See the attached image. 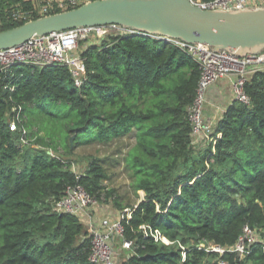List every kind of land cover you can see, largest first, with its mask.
<instances>
[{
	"label": "trees",
	"instance_id": "16d2710c",
	"mask_svg": "<svg viewBox=\"0 0 264 264\" xmlns=\"http://www.w3.org/2000/svg\"><path fill=\"white\" fill-rule=\"evenodd\" d=\"M31 5L0 0V31L23 24L8 17ZM80 49V86L67 65L0 64V264H96L88 226L78 215L55 211L54 204L68 187L81 184L97 201L113 198L122 212L126 206L104 183L101 159L92 157L78 177L72 153L92 140L132 133L136 143L127 160L145 197L123 220L132 246L119 264H264L259 242L240 261L233 253L221 257L201 248L234 246L246 225L264 238V70L248 77L250 103L233 99L212 140L195 144L189 108L201 71L186 49L113 32L81 40ZM48 102L64 115V140L28 116L30 107ZM18 113L25 135L10 128ZM155 229L172 244L156 242Z\"/></svg>",
	"mask_w": 264,
	"mask_h": 264
},
{
	"label": "built area",
	"instance_id": "2783aa9c",
	"mask_svg": "<svg viewBox=\"0 0 264 264\" xmlns=\"http://www.w3.org/2000/svg\"><path fill=\"white\" fill-rule=\"evenodd\" d=\"M91 0H26L32 5L28 8H20L11 11L9 20L16 22H26L35 18V15L42 17L57 11H66L77 8ZM204 9H232V8H257L264 5V0H212L203 2L194 0ZM10 11H8L9 13ZM93 32L99 36H104L109 32L115 34H128L131 31L120 26L112 25L108 27H80L60 32H53L46 35H38L30 38L21 45L0 50V64L4 69L14 66H38L63 64L67 65L78 86L82 85L84 78V66L80 41L87 38ZM170 43L178 45L188 51L197 61L201 75L197 96L189 108V119L193 125V141L201 144L212 140L214 124L205 116L207 94L209 89L223 79H230L234 91L235 99L244 103H250V97L245 90L248 77L258 70H264V53L238 55L233 51L222 49L215 50L205 44H190L181 40H171ZM23 117L19 113L11 121V130L20 129L25 135L27 128L23 124ZM220 136V134H219ZM24 141L25 138H24ZM74 172L80 177L84 170H79L72 165ZM96 203L95 198L81 184L68 187L65 196L54 204L55 211L62 213H72L80 216L83 220L91 216V207ZM132 216V209L125 208L115 222L109 218L104 219L99 226L92 224L91 220L86 221L88 232L92 237V253L90 259L96 264H119V254L116 250V240L123 238V247L131 248L132 242L124 239L125 226L123 220ZM145 227V226H144ZM151 235L156 242L172 244L159 229L151 230ZM261 243L264 250V238L258 231L249 225L243 229L234 246L223 247L215 243L201 245V248L208 252H216L221 255L225 253L235 254L239 261L250 255L255 243ZM184 259L186 258L185 247ZM219 264H232L227 259H221Z\"/></svg>",
	"mask_w": 264,
	"mask_h": 264
},
{
	"label": "water",
	"instance_id": "95a60500",
	"mask_svg": "<svg viewBox=\"0 0 264 264\" xmlns=\"http://www.w3.org/2000/svg\"><path fill=\"white\" fill-rule=\"evenodd\" d=\"M120 26L131 35L205 44L238 55L264 53V5L204 9L194 0H91L0 31V50L38 35L80 27Z\"/></svg>",
	"mask_w": 264,
	"mask_h": 264
},
{
	"label": "rangeland",
	"instance_id": "374dc122",
	"mask_svg": "<svg viewBox=\"0 0 264 264\" xmlns=\"http://www.w3.org/2000/svg\"><path fill=\"white\" fill-rule=\"evenodd\" d=\"M101 37L104 36H99L97 33L93 32L85 39L94 42ZM57 108V105L50 102H48V105L43 104L40 107L32 106L28 109V116L38 121L49 136L64 140L67 127L62 124L64 115L61 116ZM61 117H63V119H61ZM41 135H43V133H41ZM89 135L91 134H83L82 138L91 140ZM135 143L136 137L134 133H132L120 138H114L109 142L95 139L75 148L72 153V159L75 161V166L79 170H85L92 157L101 159L108 174V178L104 182L105 185L116 191V195L119 197L120 202L123 206H126V208L137 206L145 197V192L143 190H136L134 186L136 180L134 168L127 160L129 152L134 147ZM90 211L91 216L83 220L85 225H87L86 221L91 220L93 225L99 226L106 218L115 222L117 216L121 214V211L115 206L113 198L102 201L96 200V203L91 207L88 213ZM116 250L119 254L116 261L117 263L118 261L122 262L130 250V248L123 247L122 237L116 240Z\"/></svg>",
	"mask_w": 264,
	"mask_h": 264
},
{
	"label": "crops",
	"instance_id": "0c3cea01",
	"mask_svg": "<svg viewBox=\"0 0 264 264\" xmlns=\"http://www.w3.org/2000/svg\"><path fill=\"white\" fill-rule=\"evenodd\" d=\"M233 99L235 97L232 81L228 78L219 81L208 91L205 116L216 125L223 111Z\"/></svg>",
	"mask_w": 264,
	"mask_h": 264
}]
</instances>
